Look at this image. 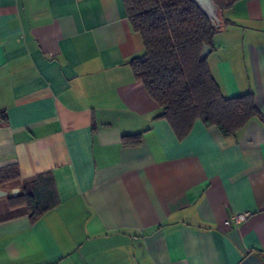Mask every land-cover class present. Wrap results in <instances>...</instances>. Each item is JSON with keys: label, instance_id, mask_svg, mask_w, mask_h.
I'll list each match as a JSON object with an SVG mask.
<instances>
[{"label": "crops", "instance_id": "crops-1", "mask_svg": "<svg viewBox=\"0 0 264 264\" xmlns=\"http://www.w3.org/2000/svg\"><path fill=\"white\" fill-rule=\"evenodd\" d=\"M222 21L207 66L259 114L179 136L133 75L123 0H0V170H18L0 181V264H264V0ZM46 171L58 201L32 222L7 198Z\"/></svg>", "mask_w": 264, "mask_h": 264}, {"label": "trees", "instance_id": "trees-1", "mask_svg": "<svg viewBox=\"0 0 264 264\" xmlns=\"http://www.w3.org/2000/svg\"><path fill=\"white\" fill-rule=\"evenodd\" d=\"M223 11L238 0H214ZM127 19L142 41L143 53L130 60L135 79L162 108L179 136L195 120L215 126L223 136H233L259 114L251 92L225 97L211 75L207 57L200 59L204 45L213 49V38L222 27H214L191 0H123ZM1 118L4 113L1 112ZM139 134L123 136L122 142H139ZM18 176L17 166L0 170V181ZM12 207L25 206L34 221L57 204L50 171L22 182L21 190L8 198Z\"/></svg>", "mask_w": 264, "mask_h": 264}, {"label": "water", "instance_id": "water-1", "mask_svg": "<svg viewBox=\"0 0 264 264\" xmlns=\"http://www.w3.org/2000/svg\"><path fill=\"white\" fill-rule=\"evenodd\" d=\"M197 8L208 18L211 25L214 27H220L222 20L220 16V11L218 5L214 0H191ZM211 48L208 45H204L200 52V59H204L209 54ZM18 189L14 188L11 191L12 195L16 194ZM5 190L0 189V196L6 195ZM242 264H262L260 258L255 253L248 254L242 261Z\"/></svg>", "mask_w": 264, "mask_h": 264}, {"label": "built area", "instance_id": "built-area-1", "mask_svg": "<svg viewBox=\"0 0 264 264\" xmlns=\"http://www.w3.org/2000/svg\"><path fill=\"white\" fill-rule=\"evenodd\" d=\"M250 210L234 211L231 212L228 217L225 219L224 223L228 226L238 225L242 222H245L247 218L251 215Z\"/></svg>", "mask_w": 264, "mask_h": 264}]
</instances>
